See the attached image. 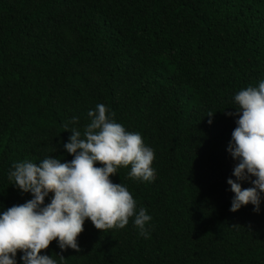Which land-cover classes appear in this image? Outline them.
Instances as JSON below:
<instances>
[{
	"label": "trees",
	"instance_id": "1",
	"mask_svg": "<svg viewBox=\"0 0 264 264\" xmlns=\"http://www.w3.org/2000/svg\"><path fill=\"white\" fill-rule=\"evenodd\" d=\"M262 79L264 0H0V214L32 199L11 185L12 164L70 162L64 124L78 117L69 129L83 134L88 111L103 104L154 151L153 181L130 178V165L109 177L151 216L148 237L134 218L102 231L86 219L79 252L54 240L41 255L57 264H264V194L258 213L229 210L236 161L227 148L239 117L225 115Z\"/></svg>",
	"mask_w": 264,
	"mask_h": 264
},
{
	"label": "clouds",
	"instance_id": "2",
	"mask_svg": "<svg viewBox=\"0 0 264 264\" xmlns=\"http://www.w3.org/2000/svg\"><path fill=\"white\" fill-rule=\"evenodd\" d=\"M238 116L227 151L236 164L227 184L234 194L230 211L251 204L259 212L264 194V79L257 86L249 85L234 95ZM214 112L209 111L208 123ZM89 123L83 134L76 127L79 118L73 116L64 124L70 131L65 151L73 156L61 162L51 155L38 164L30 160L13 163L8 179L21 192L31 193L32 199L13 205L0 214V264H16L17 251L23 253V264H57L42 250L57 241L61 251H80L77 237L83 232L85 220L98 230L123 229L129 218L141 236L148 237L146 225L151 216L146 209L137 210L136 201L126 186L109 178L118 168L130 167L128 176L151 182L155 178L152 162L154 151L146 146L138 132H128L114 120L115 113L97 104L87 113ZM97 163L103 165L97 167ZM254 178V179H253ZM240 181L252 186L242 189ZM52 193L50 202L45 198ZM57 256L64 258L57 253Z\"/></svg>",
	"mask_w": 264,
	"mask_h": 264
}]
</instances>
